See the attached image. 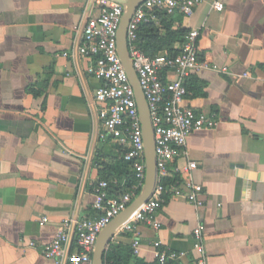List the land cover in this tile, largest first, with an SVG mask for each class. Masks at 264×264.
I'll return each instance as SVG.
<instances>
[{"label":"crops","instance_id":"1","mask_svg":"<svg viewBox=\"0 0 264 264\" xmlns=\"http://www.w3.org/2000/svg\"><path fill=\"white\" fill-rule=\"evenodd\" d=\"M223 2L222 11L206 0L191 16L176 12L167 20L172 30L197 28L201 56L228 71L202 69L187 82L183 106L218 125L190 134L167 178L197 162L192 174L204 205L168 197L157 209L158 230L138 225L137 257L147 264H158L154 240L186 254L168 264H193L199 220L209 264H264V0ZM94 11L92 0H0V264H57L42 247L70 219L66 264L77 249L75 222L99 215L95 184L127 188L125 177L113 176L121 148L100 140L95 92L102 81L88 72L92 58L79 52ZM31 84L42 93H29ZM127 240L130 234L113 239Z\"/></svg>","mask_w":264,"mask_h":264},{"label":"built area","instance_id":"2","mask_svg":"<svg viewBox=\"0 0 264 264\" xmlns=\"http://www.w3.org/2000/svg\"><path fill=\"white\" fill-rule=\"evenodd\" d=\"M95 11L84 26V39L79 52L92 58L88 72L102 81L95 92L102 121L100 140L111 141L121 148L124 161L128 163L133 180L122 193L113 190L110 182L100 180L95 184V207L99 215L75 222L76 251L69 254L66 264H93V253L100 232L139 195L146 178V145L141 117L134 88L118 52V31L124 6L117 0H92ZM206 0H145L135 10L127 30V42L133 66L139 77L140 87L146 97L155 132L156 163L159 170L158 183L151 197L140 206L117 231L116 235H131L134 253L141 246L137 235L139 224L155 230L161 227L157 209L168 197L181 198L196 209L204 205L203 186L195 182L193 170L197 162L190 161L183 168L186 175L176 180H167L171 164L186 154L190 134L197 130L211 129L218 120L210 114L196 112L183 106L187 82L196 71L213 69L227 72L201 56L199 49L200 31L190 29L177 51L146 55L137 45L141 23L153 20L157 12L169 15L180 12L191 16L194 8ZM212 9L222 11L223 0H208ZM63 152L69 150L62 146ZM46 218H41L44 223ZM73 220L65 219L58 227L51 242L42 247L47 258L62 263L66 244L70 237ZM194 250L198 257L193 264H209L205 242V226L198 221L193 230ZM35 246L34 241L27 243ZM153 255L158 264L179 262L186 255L162 246L160 240L152 243ZM111 264V263H105Z\"/></svg>","mask_w":264,"mask_h":264},{"label":"water","instance_id":"3","mask_svg":"<svg viewBox=\"0 0 264 264\" xmlns=\"http://www.w3.org/2000/svg\"><path fill=\"white\" fill-rule=\"evenodd\" d=\"M117 1L124 6V11L118 31V52L128 73L129 80L134 88L135 97L138 103L146 145V178L144 186L142 187L139 195L128 205L125 210L113 218V220L100 232L93 253V264H105V253L109 248V245L113 242L118 229L129 220V218L140 206L148 201L157 186L159 175V170L156 163L154 126L146 97L144 96V93L140 87L139 77L131 60L127 42V30L130 20L137 7L145 0Z\"/></svg>","mask_w":264,"mask_h":264},{"label":"trees","instance_id":"4","mask_svg":"<svg viewBox=\"0 0 264 264\" xmlns=\"http://www.w3.org/2000/svg\"><path fill=\"white\" fill-rule=\"evenodd\" d=\"M172 15L167 14L164 11L157 12L153 20H149L140 24L138 29L137 45L140 49L148 56H155L157 53L163 50H168L170 53L175 52L172 48L174 42H183L185 34L189 31L184 28H179L172 30L171 23L167 22ZM162 27L167 29L165 36H161L160 30ZM177 51V50H176ZM28 92L34 96L40 95L42 92L38 90L35 84L28 86ZM116 173L113 175L115 178L123 176L126 178V184H122L124 188L130 186L133 180V174L131 173L130 166L126 163L122 157L121 161L116 166ZM178 175L175 174L172 178L167 180H176ZM108 181V180H107ZM111 187L114 184L110 182ZM120 188L114 189L117 192ZM105 263L111 264H147L144 259L138 258L134 253L132 243L127 240V242H117L113 241L109 248L107 249L104 256ZM134 261V262H132Z\"/></svg>","mask_w":264,"mask_h":264}]
</instances>
